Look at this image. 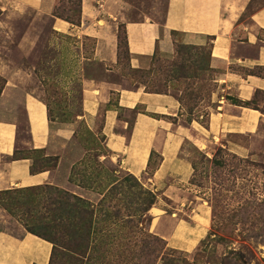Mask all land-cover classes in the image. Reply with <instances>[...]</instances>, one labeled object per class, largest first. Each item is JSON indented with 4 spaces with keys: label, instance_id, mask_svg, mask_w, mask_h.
Listing matches in <instances>:
<instances>
[{
    "label": "crops",
    "instance_id": "1",
    "mask_svg": "<svg viewBox=\"0 0 264 264\" xmlns=\"http://www.w3.org/2000/svg\"><path fill=\"white\" fill-rule=\"evenodd\" d=\"M158 1L154 0L149 12L142 0L139 5L134 0H81L78 24L53 15L59 0H0V9L16 14L31 10L35 16L49 17L53 32L80 41L74 47L81 62L96 61L105 73L118 72L121 25L132 68H144L154 53L172 55L176 44L209 47L208 65L218 73L214 106L205 125L199 119L185 123L180 102L170 92L130 87L121 79H82L83 117L94 128L101 114L108 157L151 186L157 198L166 195L175 203L170 212L156 202L151 206V232L171 248L190 251L187 248H195L206 237L211 214L208 204L198 205L180 192L190 188L193 174L192 162L183 153L184 142L191 141L207 156L214 154L218 144L245 157L253 151L241 137L257 136L264 141V113L231 100L249 101L256 91L264 92V74L256 71L264 69V0H167L162 21L156 17ZM83 40L91 41L90 45L86 47ZM12 85L0 90V191L55 185L79 193V187L68 181V166L60 152L63 146L52 138L54 132L67 142L74 129L54 126L38 95ZM24 146L44 157H56L55 164L32 172L33 157L20 152ZM152 151L159 155L153 168ZM190 204L196 205L183 218L179 213ZM0 222L13 223L20 231L0 227V264H49L51 242L25 230L1 205Z\"/></svg>",
    "mask_w": 264,
    "mask_h": 264
},
{
    "label": "rangeland",
    "instance_id": "2",
    "mask_svg": "<svg viewBox=\"0 0 264 264\" xmlns=\"http://www.w3.org/2000/svg\"><path fill=\"white\" fill-rule=\"evenodd\" d=\"M139 1L134 0L136 5ZM159 1L156 17L162 21L167 0ZM66 2L59 0V10L67 7ZM144 2H147L150 12L155 5L154 0H142V6ZM50 22L49 17L35 16L31 10L16 14L0 9V90L6 84H13L21 92L33 91L47 105L48 117L54 126L74 129L67 142L54 132L52 135L53 142L63 146L60 152L63 151V162L68 166L69 183L79 187L76 188L79 193L65 190L96 204L102 193L112 195V184L121 182L129 172L108 157L105 138L100 130L101 114L94 128L85 121L82 79H121L130 87L170 92L185 103L181 108V118L185 123L192 114L203 123L214 106L218 72L208 68V46L199 49L176 44L172 55L154 53L144 68H132L123 50L118 60V72L105 73L96 61L81 62L80 53H76L78 47H74L79 46L80 41L76 43L74 37L56 34L51 30ZM83 42L86 47L91 43L89 40ZM256 71L264 74V69ZM253 105L264 113L263 91L255 94ZM190 109L192 113L188 114ZM17 116L24 129L26 124L20 109ZM263 131L264 121L261 123ZM22 135L26 136L24 131ZM239 140L250 144L253 154L241 157L217 144L213 147L214 154L207 156L191 141L186 140L183 144V153L192 162L193 174L190 188H181L180 192L198 205L208 204L211 214L207 235L195 248H187L190 251L170 248L151 232L149 213L140 216L134 205L119 204L118 212L122 218H128L127 222L105 216L106 222L102 223L108 224L107 227L103 226L91 235L94 243L99 245L93 258L89 260L82 256L74 264H264V141L257 136H243ZM20 152L33 157L38 168L55 164L53 159L27 146ZM158 160L159 155L153 154L150 167L153 168ZM140 184L153 190L142 181ZM33 193L38 194L35 200H31ZM19 195L25 200L21 210L27 209L25 212L29 214H46L52 207L47 196L53 195V191L48 187L36 190L21 188ZM2 197L5 203H9V199ZM157 199L156 203L162 204L168 212L176 208L166 195ZM110 202L114 203L113 200ZM196 204L184 206L179 215L187 218ZM12 217L25 228L22 222ZM97 217L101 220L102 212H98ZM0 227L13 233L20 232L13 223L0 222ZM108 229L110 232L105 234ZM119 237L122 239L117 244ZM53 261V264H71L73 259L59 248Z\"/></svg>",
    "mask_w": 264,
    "mask_h": 264
},
{
    "label": "trees",
    "instance_id": "3",
    "mask_svg": "<svg viewBox=\"0 0 264 264\" xmlns=\"http://www.w3.org/2000/svg\"><path fill=\"white\" fill-rule=\"evenodd\" d=\"M66 3L67 7L59 10L58 2L55 6L53 15L62 17L73 24H78L80 22L81 0H67ZM189 47L203 49L207 46ZM123 50L126 52L127 58L129 60L130 55L127 49L125 29L121 25L119 26L118 30V60L120 53ZM208 68L211 69L209 65ZM137 70L138 69H136V71ZM257 92L259 91H256V93ZM178 100L180 102L181 108H183L185 103L183 102L182 98H179ZM231 100L238 105L252 106L258 108L253 105L254 98L249 101H243L236 98H231ZM191 113L192 112L190 109L188 111V114ZM196 118L198 117L193 116L192 114L190 117H187L186 121L190 123L193 119ZM207 118L206 121H202L204 124L207 122ZM218 151H220V149ZM153 154H155V152L152 151L151 157ZM51 159L55 161L56 157H52ZM81 160H79L78 162H81ZM212 161L214 162L213 159ZM247 162L248 161H246V163ZM39 169L41 168L35 166L33 159V163L31 164V171L34 172L38 171ZM93 182L96 181L94 180ZM43 187H48L50 191H53V195L47 196V199L49 200V203L52 205L53 208H49L46 214H39L38 212L29 214V212H25V210L27 209L21 210L22 205L25 203V200H22L24 197L19 195V191L21 188L1 190L0 204L10 215L16 217L20 222H22L28 232H31L52 243L49 264H53V259L56 256L57 252H59V248L65 250L68 255L73 259V261L70 262L71 264H74L79 259V257L82 256L89 260L92 259L94 253L96 252V248L99 245L94 243V240L91 238V235L95 234L96 232H99V228L103 226L107 227L108 224L102 223L106 222L104 220V217L109 215L111 217L120 218L121 222H127L128 218L124 219L120 216L118 212L119 208H117V205L122 204L127 207H132L134 205V208L136 207V209L140 212V216H143L146 213H149V209L157 201L156 192L148 188H144L140 184L138 179L131 173H127L121 182L116 181L115 183H113L110 189H112L114 193H112V195L110 196H106L105 193H102V197L97 201L96 204L91 203L89 200L77 194L52 185L31 186L25 187L23 189L36 190ZM135 188H138V190H135ZM37 195V193H33L31 200H33ZM2 196H5L6 199H9V203L8 201H6L5 203L3 201L4 197ZM110 200H113L114 203L111 204ZM11 206L14 207V209L11 208ZM108 208H113V210L109 211ZM98 212H102L103 218L101 220H99L97 217ZM42 219L47 220L45 222H42ZM108 232H110V229L105 231V234H108ZM121 239L122 237L118 238L117 244L121 241ZM114 241L115 239L113 240V242ZM106 249L108 250V248ZM113 250L116 249L113 248ZM183 262L187 263V260L183 259Z\"/></svg>",
    "mask_w": 264,
    "mask_h": 264
}]
</instances>
